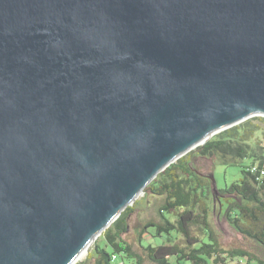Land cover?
I'll list each match as a JSON object with an SVG mask.
<instances>
[{"label": "water", "instance_id": "1", "mask_svg": "<svg viewBox=\"0 0 264 264\" xmlns=\"http://www.w3.org/2000/svg\"><path fill=\"white\" fill-rule=\"evenodd\" d=\"M253 116L264 0H0V264H75L160 172Z\"/></svg>", "mask_w": 264, "mask_h": 264}, {"label": "trees", "instance_id": "2", "mask_svg": "<svg viewBox=\"0 0 264 264\" xmlns=\"http://www.w3.org/2000/svg\"><path fill=\"white\" fill-rule=\"evenodd\" d=\"M264 123V116H253L222 130L215 138L196 147V157L212 158L223 164L237 166L241 176L215 195L211 181L201 175L190 154L180 157L160 172L145 188L159 197L157 217L139 220L134 224L131 217L140 200L129 205L103 233L107 249L99 242L93 244L89 258L91 264H170L177 261L190 264H224L239 256L264 262V258L243 247L222 245L219 231L212 223L211 214L217 209L231 226L249 239L264 247V176L253 173L249 167L264 163V149L252 144ZM261 147V148H260ZM212 202V204H211ZM164 212L175 215L172 220ZM154 228V235H168L167 243L157 246L143 244V236ZM198 233H193V228ZM180 236L183 243L171 242L172 234ZM133 239V240H132ZM118 256V262L112 259Z\"/></svg>", "mask_w": 264, "mask_h": 264}, {"label": "rangeland", "instance_id": "3", "mask_svg": "<svg viewBox=\"0 0 264 264\" xmlns=\"http://www.w3.org/2000/svg\"><path fill=\"white\" fill-rule=\"evenodd\" d=\"M259 123H260V129L257 132L256 136L251 139V142L252 144L261 146L264 149V123L263 122H259ZM218 133L219 132L212 135L210 139L215 138ZM195 150L196 148L191 150L192 154L190 158L194 160L196 169L198 170L199 173H201V175L214 173L217 181V187L219 189L225 188L226 185H230L233 181L237 180L241 176V170L239 167L223 164L217 160H213L212 158H202V157L198 158L195 155L197 150L196 151ZM190 152H188L185 155L189 156L188 154H190ZM214 193L216 195L218 194V191H214ZM158 198L159 197H155L149 193L145 194V191L141 193L137 199L140 200V202L138 204V207H136L134 214L131 217L132 220L131 222L136 224L139 222V220H145L148 218L157 217L156 204L160 200ZM213 204L214 205L217 204V209L212 212L213 214H211L212 223L219 231L222 245L225 247H243L247 250L254 252L256 255L264 258V247L255 240L249 239L245 235L236 231L222 214L221 216L219 215L220 212L218 210V203H216V201H213ZM164 216L172 220L175 219V215L171 212H164ZM193 233L196 234L198 233V230L195 227L193 228ZM170 237H171L170 239L171 242L175 241L178 243H183V241L180 239V236L175 235L174 233ZM167 239H168V235H163V236L154 235V228L151 227L149 228V232L143 236V244L144 245L151 244L153 246H157L162 243H167ZM95 242H99L102 246H105L107 249H110L108 246H106L105 240L103 239L101 234L89 246L87 253L82 258H80L75 264H91L92 260L89 258V254ZM170 264H190V262L184 260L179 263L176 257L172 256L170 259ZM208 264H216V263H214L212 259H208ZM224 264H264V262L262 263L256 259L249 260L248 257L239 256L233 259H228V261Z\"/></svg>", "mask_w": 264, "mask_h": 264}, {"label": "built area", "instance_id": "4", "mask_svg": "<svg viewBox=\"0 0 264 264\" xmlns=\"http://www.w3.org/2000/svg\"><path fill=\"white\" fill-rule=\"evenodd\" d=\"M249 170L253 173H259L260 176H264V163L263 164H254L253 166L249 167ZM112 259L114 261L118 262V256L117 255H113ZM118 264H123L121 262V260H119Z\"/></svg>", "mask_w": 264, "mask_h": 264}, {"label": "bare ground", "instance_id": "5", "mask_svg": "<svg viewBox=\"0 0 264 264\" xmlns=\"http://www.w3.org/2000/svg\"><path fill=\"white\" fill-rule=\"evenodd\" d=\"M88 249H89V248L85 249V250L80 254V256L77 258V261H78L80 258H82V257L87 253ZM77 261H76V262H77Z\"/></svg>", "mask_w": 264, "mask_h": 264}, {"label": "flooded vegetation", "instance_id": "6", "mask_svg": "<svg viewBox=\"0 0 264 264\" xmlns=\"http://www.w3.org/2000/svg\"><path fill=\"white\" fill-rule=\"evenodd\" d=\"M203 175H206V174H203Z\"/></svg>", "mask_w": 264, "mask_h": 264}]
</instances>
